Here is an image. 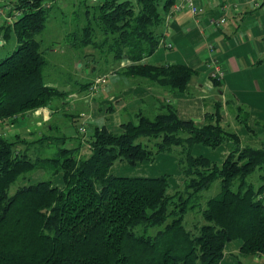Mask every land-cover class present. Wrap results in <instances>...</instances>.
Segmentation results:
<instances>
[{
	"label": "trees",
	"instance_id": "16d2710c",
	"mask_svg": "<svg viewBox=\"0 0 264 264\" xmlns=\"http://www.w3.org/2000/svg\"><path fill=\"white\" fill-rule=\"evenodd\" d=\"M51 1L12 3L21 17L2 28L4 39L17 45L0 58V123L14 124L68 95L44 82L46 61L36 39L58 7H44ZM87 1L72 4L69 22L61 14L67 45L91 48L83 55L87 64L98 57L92 70L102 73L125 61L127 77L176 92L185 89L195 69L143 62L159 47L160 28L177 0ZM221 114L218 103L197 126L164 104L153 117L137 112L136 122L121 124L118 133L92 126L84 139L88 156L81 155L80 146L66 148L71 138L59 133L33 141L0 135V264H224L232 242H240L232 264L253 263L241 258H262L264 264V142L241 147L239 137L221 126ZM247 118L243 115L239 124L247 126ZM226 143L231 148L221 163L193 152L196 146L215 150ZM53 147V155H40ZM173 148L179 149L181 189H171L166 174L111 173L118 163H153ZM34 172L47 179L29 182ZM215 182L218 192L202 203V194ZM189 213L200 219L188 229Z\"/></svg>",
	"mask_w": 264,
	"mask_h": 264
},
{
	"label": "crops",
	"instance_id": "0c3cea01",
	"mask_svg": "<svg viewBox=\"0 0 264 264\" xmlns=\"http://www.w3.org/2000/svg\"><path fill=\"white\" fill-rule=\"evenodd\" d=\"M13 1L0 0V8L10 7L13 12ZM72 1L76 3V0ZM63 2L51 1L52 5L58 6L56 9ZM196 4L199 7L197 16L183 11L172 15L169 20L165 19L160 28L162 37L159 47L143 61L153 66L176 64L195 69L196 74L183 91L176 92L145 80L127 77L122 72L128 63L115 62L85 82L74 81L73 90L65 99L55 100L47 108L20 117L25 121L22 129L14 128L19 119L14 124L0 123V135L7 138L18 135L33 141L59 133L71 138L67 143L72 147L80 146L81 155L88 156L89 148L84 139L89 136L92 126L118 133L121 124L130 121L137 112H151L154 116L164 104L173 105L181 120L201 126L205 115L213 113L219 103L223 107L221 121L239 137L240 145L259 147L264 142V3L256 6L254 0H196ZM221 17L226 19L221 26L210 24L211 19ZM7 26L0 20V46L9 47L5 53L14 50L17 45L13 38L4 39L6 29L2 28ZM90 51H85L83 55ZM212 62H216L223 71L221 80L210 77ZM101 77L106 81L98 91L91 93L90 88L84 87ZM67 109H74L78 116L85 117L88 124L85 127L88 129L86 137L78 135L81 127L73 135L62 133V117H74ZM243 115L248 117L247 126L239 124L238 119L242 120ZM230 148L229 143L219 146L211 153L213 158L210 159L221 163ZM193 150L198 155L203 151L199 147ZM220 155H223L221 161L218 160ZM124 165L127 164H116L111 173L115 167L123 168ZM55 181L59 183L60 178L56 177ZM232 247L238 251L240 242L228 244L224 264L234 262L226 258L228 253L232 254Z\"/></svg>",
	"mask_w": 264,
	"mask_h": 264
},
{
	"label": "rangeland",
	"instance_id": "374dc122",
	"mask_svg": "<svg viewBox=\"0 0 264 264\" xmlns=\"http://www.w3.org/2000/svg\"><path fill=\"white\" fill-rule=\"evenodd\" d=\"M71 1L72 0H64L60 8L58 9L53 8V10H51L50 17L52 18L48 21L45 30L36 37L37 41L41 43V50L44 53V59L46 61V66L43 71L44 82L52 86H55L61 90H64L68 93H70L71 90H73L74 81L85 82L89 77L91 76L95 77L100 73L99 70H92L93 66L98 65L99 62L98 57L95 60L90 59L89 64H87L88 61L84 60L83 58V54L85 51L87 52L91 50L90 52H92L91 48L88 47L85 50L73 49L69 47L65 41L64 34L67 31V27L65 24L62 25L63 16L61 14V11L64 13L65 16L64 19H66V21L69 22L70 19L72 18L71 13L74 9L72 8L73 1L72 2ZM77 1L78 0H76V3ZM87 3L91 4L89 1H87ZM7 48L9 47L5 46L2 48L0 46V58H4L6 57V55H8V53H5ZM86 65H90V68H88ZM104 70H106V68H104L103 71ZM67 110H70L68 111V113L74 115V117L73 116L62 117L63 118L62 121L64 124V127L62 128L63 129L62 133H65L67 135L68 134L73 135V133L79 132V131L77 132L78 127H82L84 129V132L80 134L78 133V135L82 138L86 137L88 129H85V127L88 124L86 123L85 117L78 116L77 111H75L74 109L72 110L67 109ZM146 115L148 117H153V114L151 112L147 113ZM130 121L136 122L135 117L131 116ZM54 122H56L55 119ZM220 124L224 129L228 130L229 126L226 125V123L224 124L221 121ZM24 126H25V121L21 118L18 120V124H16L14 128L17 130V129H22ZM240 146L242 147V145ZM65 147L72 148V144L66 142ZM199 149H203L201 155H205L209 159L213 158L211 156V153L213 154L215 150H211L203 147H199ZM178 150H179L178 148H173L171 153H164L159 155L153 163H143L135 167H131L128 165H124L123 168L115 167V169H113L112 171V174L116 176H126V177H157L166 174L169 175L171 189H176V188L181 189L183 177L181 175L180 166L178 164V156H177ZM54 152H55L54 147L50 150L39 151L40 155L43 157L51 156L53 155ZM193 152L195 151L193 150ZM84 156H87V154H84ZM222 156L223 155L218 156L219 161L222 160ZM261 175H264V173H261ZM47 176L48 175L43 174L42 172H34L32 175L28 177V181L34 183L41 179H47ZM253 181L256 182V178L253 179ZM217 192H218V184L215 182L209 191L202 194L201 202L204 203L206 199L213 197L214 195H216ZM199 219H200L199 215L194 213H189L185 219L186 226L188 227V229L191 228V226H193L194 224H197L199 222ZM155 231L156 230L153 229L150 230L148 233L152 234ZM234 248L235 247H232L231 249L232 254L228 253V255H226L227 256L226 258L229 259L231 262L235 260V256H237L238 254L237 249ZM241 259L245 262H250V263L253 262L256 264H260V261L263 260L262 258H254L252 261L249 258L247 259L241 258Z\"/></svg>",
	"mask_w": 264,
	"mask_h": 264
},
{
	"label": "built area",
	"instance_id": "2783aa9c",
	"mask_svg": "<svg viewBox=\"0 0 264 264\" xmlns=\"http://www.w3.org/2000/svg\"><path fill=\"white\" fill-rule=\"evenodd\" d=\"M92 4H96L100 1L104 0H88ZM256 6H260L264 3V0H254ZM51 5V2L44 4V7H49ZM183 11H188L192 16H197L199 12V7L196 4V0H177L176 3L172 6L170 13L167 15L166 19L169 20L172 15L181 13ZM21 17V12L18 11H11L10 7H7L5 9L0 8V20L5 22V24L12 26L14 21L19 19ZM226 19L224 17H221L219 19H211L209 22L212 26H221L224 24ZM170 47V45H168ZM211 72L210 77L214 80H221L224 76L223 71L220 69L219 65L216 62L211 63ZM106 79L101 77L97 78L95 81L92 82L90 86V92H96L99 90L100 86L105 83ZM79 133H83L84 129L81 127L78 129Z\"/></svg>",
	"mask_w": 264,
	"mask_h": 264
}]
</instances>
